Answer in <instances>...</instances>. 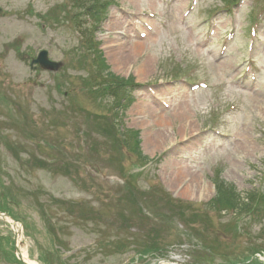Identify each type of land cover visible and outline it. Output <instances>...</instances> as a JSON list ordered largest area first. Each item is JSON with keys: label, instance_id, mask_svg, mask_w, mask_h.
Masks as SVG:
<instances>
[{"label": "rangeland", "instance_id": "374dc122", "mask_svg": "<svg viewBox=\"0 0 264 264\" xmlns=\"http://www.w3.org/2000/svg\"><path fill=\"white\" fill-rule=\"evenodd\" d=\"M113 1L94 32L83 0H0V206L21 226V254L39 263L56 245L66 264H264V220L205 207L219 179L264 192V0ZM93 36L104 62L86 48ZM41 50L57 73L30 69ZM225 57L237 67L222 69ZM246 62L257 81L239 76ZM102 63L140 86L128 109L105 94ZM145 64L152 73L139 74ZM147 103L172 133L154 151L144 138L164 130ZM9 227L0 220V264H16Z\"/></svg>", "mask_w": 264, "mask_h": 264}, {"label": "trees", "instance_id": "16d2710c", "mask_svg": "<svg viewBox=\"0 0 264 264\" xmlns=\"http://www.w3.org/2000/svg\"><path fill=\"white\" fill-rule=\"evenodd\" d=\"M112 2L110 0H83L81 4V8L86 6V10L84 12L85 18L90 19L94 23V28L99 26L102 21L105 19L106 10ZM97 23V25H95ZM91 26V28L93 27ZM98 27H96L97 30ZM86 35L88 30L84 29ZM84 35V33H83ZM89 44H93L94 49L91 50L88 48ZM86 48L88 51L93 52L95 54L94 58H100V53H98L95 49V44L93 43L92 38H90V43L86 44ZM101 59V58H100ZM107 69L105 66H102V69L99 71H104ZM102 77V74H100ZM108 84L105 88L106 95H110L111 97L115 98L117 103L116 106L121 105V101L128 98L130 92L134 91L137 86L134 84L132 79L124 80L114 75L108 74ZM102 132L103 128L100 130ZM136 134V133H135ZM110 135V134H108ZM111 137V136H109ZM134 137V134H133ZM137 138V136H136ZM137 140V139H136ZM135 140V144L137 141ZM41 164V163H40ZM2 186V184H0ZM215 189L216 193L210 204L207 207L210 210H216L219 212H229L234 216H239L243 219H257L262 220L264 219V193L259 191H252L247 193L244 196H241L238 192H236L235 188L231 185H227L222 181L215 182ZM131 196V194H130ZM133 199V195L131 196ZM0 212H6L12 215L11 212L4 208V206H0ZM13 216V215H12ZM15 217V216H13ZM51 250H44L41 251V254L38 256V260L41 264H66L61 262V251L59 248L53 246ZM63 258V257H62ZM249 257H244L242 264L247 262ZM234 263V262H229ZM252 264H261L257 260H254Z\"/></svg>", "mask_w": 264, "mask_h": 264}, {"label": "bare ground", "instance_id": "6f19581e", "mask_svg": "<svg viewBox=\"0 0 264 264\" xmlns=\"http://www.w3.org/2000/svg\"><path fill=\"white\" fill-rule=\"evenodd\" d=\"M139 49H142L140 48L139 46L138 47H135L134 48V51L137 52ZM120 62L116 59L114 61V67H115V70L117 71H120L121 69V66L122 67H127L129 65V62H126L123 60V58L119 59ZM223 64H222V69H224L225 71H229L228 68L230 65V62H231V59L230 58H226L224 60H222ZM152 68L153 66L150 64V65H147L145 64L143 67L140 66L139 67V74L141 72H147L148 74L152 73ZM143 115L145 116V114L148 115V118L150 119H153L154 123L157 125V127L159 128H162L164 131L160 133V135H158V132L155 134L152 135V138H148V137H145L144 138V144L146 145V148H150L152 151H154L156 149V147H158L159 145H164L168 140H170V136H172V133H170L171 131H168L167 128L169 129V125H168V122L166 120H163L161 116H159L156 111L150 106L147 104H143ZM175 119L177 120H181L184 122V128L183 130L187 129L190 127V125H186V122H189V117L184 113V112H180L178 113L176 116H175ZM145 120V119H144ZM135 123H139L138 122V119L134 120ZM155 125V126H156ZM153 125L150 126V128H152ZM154 137L157 138L156 141H154ZM208 186H204L203 184L200 183V185H197L195 188L197 191L201 190V189H207ZM188 192V195L191 197L193 196L194 192L195 191H192L190 189V187H188V190H186V193ZM13 231L14 233H16L18 235V238H17V242L19 243L20 240H21V236H20V229L19 227H14L13 228ZM23 260L29 264H33L34 262L30 261L25 255H23Z\"/></svg>", "mask_w": 264, "mask_h": 264}, {"label": "water", "instance_id": "95a60500", "mask_svg": "<svg viewBox=\"0 0 264 264\" xmlns=\"http://www.w3.org/2000/svg\"><path fill=\"white\" fill-rule=\"evenodd\" d=\"M0 13H1V9H0ZM32 64H39L42 69L50 70V71H56L60 66L59 64L49 62L47 59V53L45 51L40 52L38 58L36 60H33ZM0 217L3 218V217H8V216L7 215H0ZM15 238H16V236H15ZM17 252H18V250H17ZM18 259L19 260L22 259L21 255L19 253H18Z\"/></svg>", "mask_w": 264, "mask_h": 264}]
</instances>
